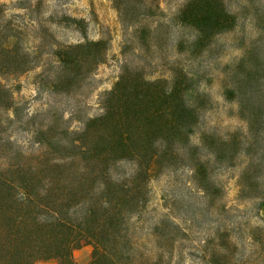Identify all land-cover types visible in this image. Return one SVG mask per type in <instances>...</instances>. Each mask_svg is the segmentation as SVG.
Segmentation results:
<instances>
[{
    "label": "trees",
    "instance_id": "1",
    "mask_svg": "<svg viewBox=\"0 0 264 264\" xmlns=\"http://www.w3.org/2000/svg\"><path fill=\"white\" fill-rule=\"evenodd\" d=\"M111 2L134 42L132 57L143 63L124 62L114 86L100 96L98 115L82 121L49 116L44 128L28 129L36 144L30 153L6 131L33 125L37 115H23L5 79L39 70L38 85L76 99L104 63L108 43L88 39L85 22L68 16L57 24L82 27L83 41H57L49 27L53 16L26 27L35 36L25 37L0 4V264H78L73 254L84 246L91 247L87 264H172L173 235L164 244L161 226L143 220L151 182L186 167L205 194L212 163H232L244 146L239 130L227 138L203 130L194 138L212 107L205 78L216 65L210 59L219 57V38L243 15L260 29L264 13H252L254 0L236 10L228 0H187L174 13L165 12L161 0ZM170 29L175 36L167 48ZM256 42L222 85L223 98L238 105L250 148L264 129V69ZM72 122L78 127H68Z\"/></svg>",
    "mask_w": 264,
    "mask_h": 264
},
{
    "label": "rangeland",
    "instance_id": "2",
    "mask_svg": "<svg viewBox=\"0 0 264 264\" xmlns=\"http://www.w3.org/2000/svg\"><path fill=\"white\" fill-rule=\"evenodd\" d=\"M186 1L161 0V8L174 13ZM254 2L252 13L257 8L264 13V0ZM228 3L236 10L243 5V0H228ZM0 4L6 19L15 27L25 29V37L35 36L26 27L53 16L49 27L57 41L64 44L83 41L82 27L77 30L74 26L57 24L62 16H68L85 22L88 39H103L108 43L104 63L83 83L76 99L53 95L46 85H38L39 70L23 74L15 81L5 79L23 115H37L35 125L11 127L6 131L25 153L36 149L28 129L44 128L49 116L69 118L73 115L82 121L98 115L100 96L114 86L124 62L133 59L143 63V59L132 57L134 42L129 40L111 0H0ZM263 16L257 21L261 30L251 15H243L234 31L219 38V54L215 53L219 57L210 59L216 65L205 78L212 107L194 138L196 141L203 130L221 138L239 130L244 138L243 148L232 163H212L208 169L211 187L205 194L198 191L199 182L186 167L165 173L150 184V201L143 220L145 225L161 226L164 244L170 234L173 235V238L170 236L174 243L172 264H264V129H261V141L250 148L247 144L250 135L245 121L238 118V105L227 102L222 96L226 73L239 63L255 41L260 45L257 51L262 63L260 69H264ZM172 30L168 34L167 48L175 36ZM38 34L51 41L44 31ZM63 127L60 125L56 132L62 134ZM68 127L76 128L78 124L72 122ZM4 143L0 144V155ZM13 151H16L14 146ZM73 257L78 264H87L91 247L76 250Z\"/></svg>",
    "mask_w": 264,
    "mask_h": 264
},
{
    "label": "crops",
    "instance_id": "3",
    "mask_svg": "<svg viewBox=\"0 0 264 264\" xmlns=\"http://www.w3.org/2000/svg\"><path fill=\"white\" fill-rule=\"evenodd\" d=\"M76 262V261H75ZM77 263V262H76ZM37 264H57V262L56 261H54V260H50V261H45V262H39V263H37Z\"/></svg>",
    "mask_w": 264,
    "mask_h": 264
}]
</instances>
